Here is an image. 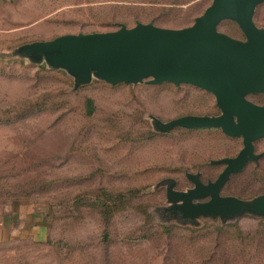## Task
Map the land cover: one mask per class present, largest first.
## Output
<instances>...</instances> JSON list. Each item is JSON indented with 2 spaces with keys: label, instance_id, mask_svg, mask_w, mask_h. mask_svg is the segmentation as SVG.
I'll list each match as a JSON object with an SVG mask.
<instances>
[{
  "label": "rangeland",
  "instance_id": "374dc122",
  "mask_svg": "<svg viewBox=\"0 0 264 264\" xmlns=\"http://www.w3.org/2000/svg\"><path fill=\"white\" fill-rule=\"evenodd\" d=\"M211 0H13L0 10V220L20 228L0 243V264H264V219L183 226L164 214L167 184L186 174L213 182L241 138L218 129L159 133L162 122L218 116L214 96L190 85L74 90L66 72L13 56L21 44L153 23L189 27ZM264 28V4L254 17ZM219 30L244 40L234 22ZM9 38V39H7ZM7 49L6 51H1ZM4 53V54H3ZM249 100L264 105V94ZM264 151V139L256 152ZM224 196L264 195V158L233 175Z\"/></svg>",
  "mask_w": 264,
  "mask_h": 264
},
{
  "label": "water",
  "instance_id": "95a60500",
  "mask_svg": "<svg viewBox=\"0 0 264 264\" xmlns=\"http://www.w3.org/2000/svg\"><path fill=\"white\" fill-rule=\"evenodd\" d=\"M263 3L211 0L189 27L121 24L112 32L68 34L23 44L12 54L66 72L74 80V90L97 80L112 86L190 85L212 94L220 115H187L169 122L151 117L154 129L163 134L175 129H218L241 138L243 148L235 158L212 161L225 165L213 182L203 183L199 173L186 174L193 184L187 191L175 190L172 179L162 182L167 184L169 204L163 212L183 226H198L200 218L219 219L223 224L243 216L264 219V195L251 200L222 195L233 175L262 156L255 153V143L264 139V106L249 97L264 94V28L254 21ZM225 21L237 24L244 40L221 32L219 26Z\"/></svg>",
  "mask_w": 264,
  "mask_h": 264
},
{
  "label": "crops",
  "instance_id": "0c3cea01",
  "mask_svg": "<svg viewBox=\"0 0 264 264\" xmlns=\"http://www.w3.org/2000/svg\"><path fill=\"white\" fill-rule=\"evenodd\" d=\"M13 0H0V10L5 9L6 5H10ZM9 31H4L0 29V37L3 38L4 35H7L6 37H9L10 35ZM9 39V38H7ZM7 50V49H6ZM5 49L1 51H6ZM4 54V53H3ZM20 228L14 229V226H10L7 223V218L0 220V243L9 240V238L12 237V234H16V236L19 234Z\"/></svg>",
  "mask_w": 264,
  "mask_h": 264
},
{
  "label": "flooded vegetation",
  "instance_id": "af4514ba",
  "mask_svg": "<svg viewBox=\"0 0 264 264\" xmlns=\"http://www.w3.org/2000/svg\"><path fill=\"white\" fill-rule=\"evenodd\" d=\"M263 4H264V3H263ZM262 106H264V105H262ZM261 140H263V139H261ZM261 140H259V141H261ZM259 141H257L256 143H258ZM256 143H255V153H256V154H258V155H262V156L259 158V160H258V162H257V163H256V162H254L255 164H258V163H259V161H260L261 159H263V158H264V151H263V152H261V153H257V152H256ZM248 164H249V163H248ZM248 164H247V165H248ZM247 165H246V167H247ZM246 167H245V168H246ZM245 168H244V169H245ZM243 171H244V170H243ZM243 171H242V172H243ZM226 184H227V183H226ZM225 186H226V185H225ZM224 188H225V187H224ZM224 188H223V189H224Z\"/></svg>",
  "mask_w": 264,
  "mask_h": 264
},
{
  "label": "trees",
  "instance_id": "16d2710c",
  "mask_svg": "<svg viewBox=\"0 0 264 264\" xmlns=\"http://www.w3.org/2000/svg\"><path fill=\"white\" fill-rule=\"evenodd\" d=\"M22 45V44H21ZM104 83V82H103ZM106 84V83H105ZM120 85H123V84H120Z\"/></svg>",
  "mask_w": 264,
  "mask_h": 264
}]
</instances>
